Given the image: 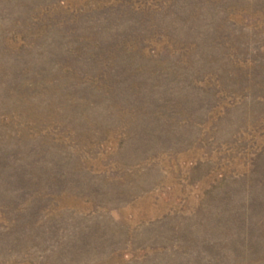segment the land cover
<instances>
[{
    "label": "rangeland",
    "instance_id": "374dc122",
    "mask_svg": "<svg viewBox=\"0 0 264 264\" xmlns=\"http://www.w3.org/2000/svg\"><path fill=\"white\" fill-rule=\"evenodd\" d=\"M0 264H264V0H0Z\"/></svg>",
    "mask_w": 264,
    "mask_h": 264
}]
</instances>
